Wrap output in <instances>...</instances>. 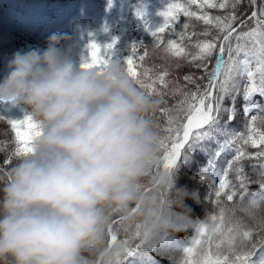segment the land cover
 <instances>
[{"label":"clouds","instance_id":"clouds-1","mask_svg":"<svg viewBox=\"0 0 264 264\" xmlns=\"http://www.w3.org/2000/svg\"><path fill=\"white\" fill-rule=\"evenodd\" d=\"M68 39L16 51L0 80V105L34 124L0 168V264H124L191 213L195 194L165 166L158 101L114 55L77 63Z\"/></svg>","mask_w":264,"mask_h":264},{"label":"trees","instance_id":"trees-1","mask_svg":"<svg viewBox=\"0 0 264 264\" xmlns=\"http://www.w3.org/2000/svg\"><path fill=\"white\" fill-rule=\"evenodd\" d=\"M14 1V0H12ZM66 6L70 13L75 29L71 32V50L69 54L77 63L82 60H89L90 44L96 43L100 47V59H107L113 55L120 58L127 67V57H133V68L137 71L139 78L146 84H151L153 74L161 71L168 73L166 80L168 88H164L159 82L151 88H145L159 103V109L155 118L160 124V130L165 143L168 141L165 129L172 120L173 126L180 122V116L185 115L181 108V101L185 93L200 91L208 82L207 73L203 68H198L195 63L190 62V57L185 59L183 56L176 57L171 53H166L168 40H174L185 49L186 53L195 54V44L205 40H220L225 34L219 30L215 17H224L232 13L231 0H227L228 8H198V5L191 4V0H50ZM216 2V0H213ZM180 3L190 11L197 12V16L207 14L212 17L211 23H205L197 17H186L183 13L178 14V19L171 23L170 28H166L160 36L162 44H158L151 36L149 30L145 28L139 30L132 26L133 21L141 17V13L151 15L149 28L154 29L163 23L162 11L167 10L169 4ZM199 3V0H198ZM259 6L264 4V0H258ZM51 8H56L51 4ZM253 8L251 0H240L235 7L234 14L237 17V24L242 18L248 15ZM245 27H239L237 31L247 32L255 27L254 20L247 19ZM188 24L187 29L183 28ZM184 33L185 38L181 39L178 35ZM207 33L208 35H204ZM93 37L94 40L89 39ZM257 38L240 41L242 47L251 49L256 43ZM115 40L112 49L107 45ZM135 43V52L132 44ZM232 47L235 48L237 41L235 35L231 40ZM258 47V45H256ZM218 52V49H217ZM143 57V60L140 59ZM246 57L243 53L233 56V60L243 61ZM228 59L226 53V60ZM252 70L255 71V60L251 61ZM208 70L211 71L215 66V54L207 62ZM149 75L145 76V72ZM3 72L2 59L0 58V80ZM186 75L194 78L195 83L184 80ZM223 79V76H221ZM259 83V76H256ZM239 88L226 96L222 103L226 108L234 107V119L227 124L228 129H236L246 137L247 126L252 123V117H256L255 124L264 130V96L259 93L251 95L248 101L244 99V87L248 83L246 78L237 81ZM175 92V94H174ZM253 106L249 113L245 112V106ZM187 106L184 105L183 108ZM163 110V111H162ZM0 168L9 166L15 147L20 144L15 138L10 119H20L24 117L23 111L18 107L9 108L0 105ZM228 119V114H222L221 125ZM186 119L183 123H186ZM238 135V136H239ZM216 140L221 141V136ZM219 143L215 140L205 142L204 151L197 150L188 153L187 146L182 150L178 167L173 172L178 177V183L187 185L190 191L195 194V199H189L187 204L191 208L190 216L186 222H191L184 226L175 236L162 238V250H142L133 245L129 251L133 256H127L124 264H204L208 259L225 260L228 264H264V156L259 155L264 151V146L254 147L250 143L244 144L243 140L237 139L235 146L244 149L245 155L239 160L234 161L229 168L228 160L230 156L221 154L215 157L214 153ZM188 157L185 159V155ZM209 161H214L213 165ZM228 166V167H227ZM207 169V173L201 171ZM242 170V171H238ZM225 172L227 173L225 177ZM201 176L204 178L201 179ZM226 179L227 187L221 192L219 197L216 191L219 190L221 180ZM243 184V187L241 185ZM233 199L228 200L227 196L233 194ZM246 205V206H243ZM247 207L248 214H241V210ZM252 216L255 218L252 219ZM212 217H216L215 220ZM204 231L201 232L200 229ZM247 233V235H245ZM118 239H123L122 233H118ZM199 241V244L197 243ZM193 248V253L188 254L186 248Z\"/></svg>","mask_w":264,"mask_h":264},{"label":"snow or ice","instance_id":"snow-or-ice-1","mask_svg":"<svg viewBox=\"0 0 264 264\" xmlns=\"http://www.w3.org/2000/svg\"><path fill=\"white\" fill-rule=\"evenodd\" d=\"M240 3V0H231L232 13L224 17H215L217 27L223 33L222 37L224 43H219V37L215 40H205L204 42H197L195 44L196 52L195 54L186 53L185 49L176 43L174 40L167 41V47L164 49L166 53H171L176 57L183 56L185 59L190 57V62L195 63V66L198 68H203L207 73L208 82L204 86L203 91H200V86L197 85V91L185 93L181 91V95L184 96V100L181 101V108L184 111L185 115L180 116L177 113V116L180 119L179 123H176L173 126L172 120H169V126L165 129L167 132V137L165 138L168 143H165L163 140V155L165 160V166L172 171L178 167V161L181 157V150L185 149L187 146L188 153H194L197 150L204 151L205 142L209 140H215L218 136L232 137L231 140H225L221 145L218 151L214 153L215 157H219L226 147L231 146L235 143L236 139L243 140L244 144L251 143L253 146L261 145L264 146V132H258L255 128L256 117H252V126L248 130V136L245 139L244 134L236 136V134L227 128V124L234 119V107L226 108L223 106V99L230 95L232 91L239 88L237 81L241 78H246L248 83L244 87V99L248 101L252 94L259 93L261 96H264V4L260 5L258 8L254 7L251 15L247 18L249 20H254L256 22L255 27L252 30L247 32L237 31L233 27V24L236 22L237 17L234 14L235 7ZM251 3L255 6L256 0H251ZM191 4L198 5V8H219L227 9L228 3L227 0H191ZM183 13L184 16L192 18L197 17L202 19L205 23H211L212 17H209L207 14L197 16V12L190 11L188 8L184 7L180 3L169 4L167 10L162 11L160 14L163 16V23H160L154 29L149 28V22L147 19H144V26L146 30H149L151 36L155 38L156 43L162 44L163 39L160 36V33H163L166 28L171 27V23L175 22L178 19V14ZM143 18V13L140 14ZM247 21L244 19L240 20V26L245 27ZM189 25L186 23L183 25L184 29H187ZM181 39L185 38L184 33L178 34ZM204 35H208L204 33ZM235 35L237 41L236 47L233 48L231 44L232 37ZM250 38H257L256 43L251 49L242 47L240 41L248 40ZM115 40L112 43L107 45L108 49H112ZM258 45V47L256 46ZM90 57L91 65L99 66L100 62V47L96 43L90 44ZM218 49V52H217ZM132 50L135 52V43L132 44ZM227 53L228 59H224V55ZM243 53L246 57L242 62L233 60V56L239 57ZM215 54V66L209 71L207 62ZM143 60V57H140ZM255 60V71L252 70V60ZM123 62V61H122ZM127 70L130 76L134 79H137L141 87L151 88L154 90V86L157 82L161 84L164 88H168L169 84L166 80L168 73L166 71H161L158 75L153 74L154 78L151 84H146L143 80L139 78L137 71L133 68V57L129 55L127 57ZM89 65H85L87 67ZM149 73L146 71L145 76H148ZM259 76V83L256 82V76ZM223 76V79H221ZM184 80L189 83H195L194 78L190 75H186ZM175 94V92H174ZM186 105V108L183 106ZM253 110V106H245V112L249 113ZM163 111V110H162ZM227 113L228 119L223 125L220 121L222 114ZM4 119V117H0ZM186 119V123H183V120ZM8 123L11 125L13 132L15 133V138L20 142L17 148L26 147L23 144V141L29 139L31 135V129L34 127V124L31 121V117L24 116L22 120L20 119H10ZM245 153L241 148L236 149V156L233 160L229 161V168L232 167L234 161H239ZM259 155L264 156V151L259 153ZM188 155H185V159ZM210 165L214 164V161H209ZM205 174L207 173L206 168L201 169ZM242 171V170H238ZM227 173L225 172V177ZM204 177L201 176V179ZM227 187L226 179L221 180L219 184V190L216 191V196L219 197L221 192ZM243 187V184L241 185ZM261 188L264 189V183H261ZM233 194L227 196L228 200L233 199ZM264 195V192L261 193ZM213 220L216 217H212ZM191 222H186L184 226H187ZM201 232L204 231L203 228L200 229ZM119 233V232H118ZM247 235V233H245ZM199 244V241H197ZM155 250H162L159 246L155 247ZM188 254L193 253V248L188 247L185 250ZM128 256H133V252L129 251ZM204 264H228L227 259L225 260H211L208 259Z\"/></svg>","mask_w":264,"mask_h":264},{"label":"rangeland","instance_id":"rangeland-1","mask_svg":"<svg viewBox=\"0 0 264 264\" xmlns=\"http://www.w3.org/2000/svg\"><path fill=\"white\" fill-rule=\"evenodd\" d=\"M17 19L18 16L8 13L5 11V9L0 10V47L1 48H12L15 47L18 50H29L30 48L34 47H40L44 48L47 44V38L52 35L53 33H60L67 35L70 31L72 25L71 22L65 23H59L58 26H52L46 29L47 23L51 22L52 19L49 18H43L38 23V28L33 34H29L28 32H23L19 29L17 26ZM144 19L148 20V17H143L141 19H137L136 23L140 28L144 26ZM63 44L65 41L62 42ZM258 132L261 131L260 128L255 127ZM231 140L232 137H225L223 142L225 140ZM225 150L231 151L232 153L234 150L231 148V146L226 147ZM198 194V191L195 192V194ZM189 203V201H188ZM246 206V205H243ZM241 214L247 215L248 210L247 207H244L243 210H241ZM254 217L252 216V219ZM255 219V218H254Z\"/></svg>","mask_w":264,"mask_h":264},{"label":"water","instance_id":"water-1","mask_svg":"<svg viewBox=\"0 0 264 264\" xmlns=\"http://www.w3.org/2000/svg\"><path fill=\"white\" fill-rule=\"evenodd\" d=\"M254 7H257V8H258V3H257V0H256V4H255V6H254ZM253 10H254V8H253ZM253 10H252V11H253ZM250 15H251V14H250ZM250 15H249V16H250ZM244 20H245V19H244ZM237 27H238V24H237L236 26H234V28H236V29H237ZM222 43H223V39H222ZM222 43H221V44H222Z\"/></svg>","mask_w":264,"mask_h":264}]
</instances>
